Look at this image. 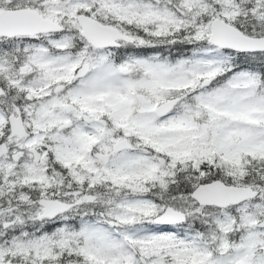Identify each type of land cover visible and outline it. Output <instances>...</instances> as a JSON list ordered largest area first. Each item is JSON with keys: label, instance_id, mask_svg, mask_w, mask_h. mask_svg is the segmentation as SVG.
<instances>
[{"label": "snow or ice", "instance_id": "6c2138e0", "mask_svg": "<svg viewBox=\"0 0 264 264\" xmlns=\"http://www.w3.org/2000/svg\"><path fill=\"white\" fill-rule=\"evenodd\" d=\"M0 264H264V0H0Z\"/></svg>", "mask_w": 264, "mask_h": 264}]
</instances>
